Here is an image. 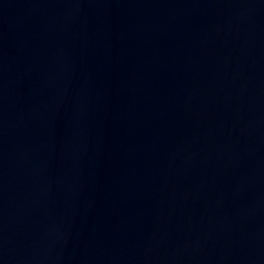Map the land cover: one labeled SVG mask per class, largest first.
I'll list each match as a JSON object with an SVG mask.
<instances>
[{"label":"water","instance_id":"water-1","mask_svg":"<svg viewBox=\"0 0 264 264\" xmlns=\"http://www.w3.org/2000/svg\"><path fill=\"white\" fill-rule=\"evenodd\" d=\"M0 264H264V0H0Z\"/></svg>","mask_w":264,"mask_h":264}]
</instances>
